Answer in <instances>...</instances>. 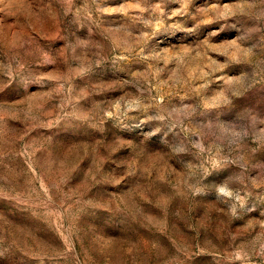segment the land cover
<instances>
[{"label": "rangeland", "instance_id": "obj_1", "mask_svg": "<svg viewBox=\"0 0 264 264\" xmlns=\"http://www.w3.org/2000/svg\"><path fill=\"white\" fill-rule=\"evenodd\" d=\"M0 264H264V0H0Z\"/></svg>", "mask_w": 264, "mask_h": 264}]
</instances>
